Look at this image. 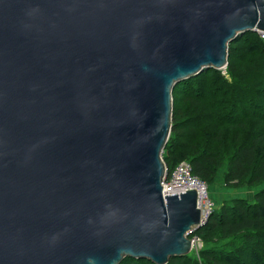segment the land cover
Listing matches in <instances>:
<instances>
[{
	"label": "water",
	"instance_id": "water-1",
	"mask_svg": "<svg viewBox=\"0 0 264 264\" xmlns=\"http://www.w3.org/2000/svg\"><path fill=\"white\" fill-rule=\"evenodd\" d=\"M264 32V0H0V264H168L195 190L163 197L173 90Z\"/></svg>",
	"mask_w": 264,
	"mask_h": 264
},
{
	"label": "trees",
	"instance_id": "trees-1",
	"mask_svg": "<svg viewBox=\"0 0 264 264\" xmlns=\"http://www.w3.org/2000/svg\"><path fill=\"white\" fill-rule=\"evenodd\" d=\"M172 131L163 152L171 175L186 162L208 187L224 170L228 189L260 190L230 199L188 236L203 248L168 264H264V41L256 33L229 45L228 67L209 69L173 90ZM121 264H153L126 258Z\"/></svg>",
	"mask_w": 264,
	"mask_h": 264
},
{
	"label": "built area",
	"instance_id": "built-area-1",
	"mask_svg": "<svg viewBox=\"0 0 264 264\" xmlns=\"http://www.w3.org/2000/svg\"><path fill=\"white\" fill-rule=\"evenodd\" d=\"M256 34L264 41L263 31H257ZM165 170V177L162 182L163 197L180 195L181 193L195 190L198 194V208L202 212V222L205 223L204 221L209 219L214 209L208 185L193 175L191 166L186 162L179 164L171 175L168 174L167 169ZM191 241L192 251L198 255L199 251L203 248V244L198 237H194Z\"/></svg>",
	"mask_w": 264,
	"mask_h": 264
},
{
	"label": "rangeland",
	"instance_id": "rangeland-1",
	"mask_svg": "<svg viewBox=\"0 0 264 264\" xmlns=\"http://www.w3.org/2000/svg\"><path fill=\"white\" fill-rule=\"evenodd\" d=\"M223 173L224 170L221 171L220 174L218 175L216 184L209 188L210 199L214 205V208H218L223 202L229 201L230 199L243 198V199L251 200L253 198V194H255L260 190V187L255 188L253 190H249L247 188H242V189L225 188ZM192 253L193 251L191 252V254Z\"/></svg>",
	"mask_w": 264,
	"mask_h": 264
}]
</instances>
